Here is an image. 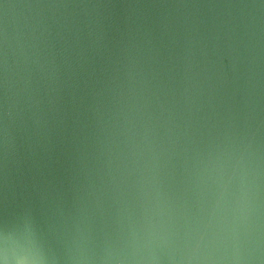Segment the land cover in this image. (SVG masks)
<instances>
[{"label": "water", "instance_id": "obj_1", "mask_svg": "<svg viewBox=\"0 0 264 264\" xmlns=\"http://www.w3.org/2000/svg\"><path fill=\"white\" fill-rule=\"evenodd\" d=\"M0 264H264V0H0Z\"/></svg>", "mask_w": 264, "mask_h": 264}]
</instances>
